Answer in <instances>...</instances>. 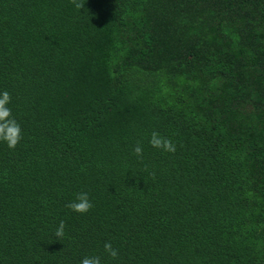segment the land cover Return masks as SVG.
<instances>
[{"label":"trees","instance_id":"trees-1","mask_svg":"<svg viewBox=\"0 0 264 264\" xmlns=\"http://www.w3.org/2000/svg\"><path fill=\"white\" fill-rule=\"evenodd\" d=\"M75 3L0 0V264H264V0Z\"/></svg>","mask_w":264,"mask_h":264},{"label":"clouds","instance_id":"clouds-1","mask_svg":"<svg viewBox=\"0 0 264 264\" xmlns=\"http://www.w3.org/2000/svg\"><path fill=\"white\" fill-rule=\"evenodd\" d=\"M73 2L75 3V0ZM75 6L81 9L84 3H75ZM11 101L12 97L7 90L0 92V142L5 143L9 149H15L22 139V130L20 124L12 117L11 108L8 107ZM149 144L151 147L166 153L174 154L176 151V144L170 138L163 137L158 132H152ZM133 151L136 156H143V147L139 142H137ZM66 207L75 213L86 214L92 209L93 204L89 199L88 193L80 192L76 194L75 199L68 203ZM65 226V222L61 220L54 233L57 239L64 236ZM104 251L112 259L118 257V251L112 246L111 242H105ZM80 264H101V258L99 256H86L81 260Z\"/></svg>","mask_w":264,"mask_h":264}]
</instances>
